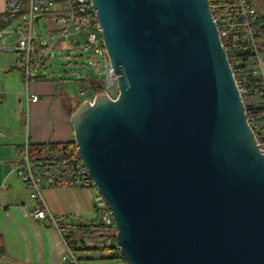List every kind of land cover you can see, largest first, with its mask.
I'll return each instance as SVG.
<instances>
[{
	"label": "water",
	"instance_id": "obj_1",
	"mask_svg": "<svg viewBox=\"0 0 264 264\" xmlns=\"http://www.w3.org/2000/svg\"><path fill=\"white\" fill-rule=\"evenodd\" d=\"M115 74L71 114L127 264H264V150L209 0H92Z\"/></svg>",
	"mask_w": 264,
	"mask_h": 264
},
{
	"label": "built area",
	"instance_id": "obj_2",
	"mask_svg": "<svg viewBox=\"0 0 264 264\" xmlns=\"http://www.w3.org/2000/svg\"><path fill=\"white\" fill-rule=\"evenodd\" d=\"M209 3L222 45L243 97L250 91L247 86L249 75L264 79V40L261 37L257 11L251 0H209ZM5 15L13 18L10 24L20 19L25 22L20 35L14 41H5L6 33L0 29V50L18 55L27 84L28 101L39 100L38 95L29 94L28 85L34 80L46 79L45 72L40 73L38 66L46 65L64 46L87 53L92 59L102 56L106 86L116 85L118 75L115 74L107 56L102 39V27L92 0H6ZM42 17L49 19L51 24L45 37L35 31V26ZM246 59L250 66H243ZM81 94H84V91H81ZM250 119L254 120L252 115ZM252 128L254 132L260 130L256 122ZM68 152L71 156L67 158L55 156L33 159L30 142L27 140L21 151L22 158L17 170L36 202L33 213L35 218L48 220L59 230L60 224L43 198L44 186L95 187L88 169L79 156L76 144L71 145ZM24 212L26 213L25 209ZM99 214L104 236L102 247L111 248L116 238L111 211L105 206ZM61 236L66 248L62 263L81 264L62 232ZM0 264L10 263L0 255Z\"/></svg>",
	"mask_w": 264,
	"mask_h": 264
},
{
	"label": "crops",
	"instance_id": "obj_3",
	"mask_svg": "<svg viewBox=\"0 0 264 264\" xmlns=\"http://www.w3.org/2000/svg\"><path fill=\"white\" fill-rule=\"evenodd\" d=\"M5 3L0 0V22L6 20ZM10 56L0 50V237L4 257L10 264H63L62 226L77 230L81 225L100 224L94 219V195L80 186H44L43 198L59 230L48 220L35 218L36 202L17 170L27 140L37 145L74 141L70 111L77 102L67 103L60 84L47 75L28 85L29 94L39 96L37 102L28 101L23 71Z\"/></svg>",
	"mask_w": 264,
	"mask_h": 264
},
{
	"label": "rangeland",
	"instance_id": "obj_4",
	"mask_svg": "<svg viewBox=\"0 0 264 264\" xmlns=\"http://www.w3.org/2000/svg\"><path fill=\"white\" fill-rule=\"evenodd\" d=\"M251 2L257 11V15L264 16V0H251ZM24 24V20L20 19L2 29L6 33L5 40H16L18 35H20ZM50 28V20L42 17L39 20V23L35 26V31L41 36L45 37ZM10 57L13 58L18 66H21L18 55L11 54ZM94 63H97V65H94ZM42 68H44V70H42ZM104 70V58L102 56H98V58L92 59L87 53L74 48H70L69 46H64L63 49L57 52L55 56L43 67L38 66V71H40V73L45 72V75H47L52 81L56 80L60 84L63 90V92H61L62 96L65 101H67V103L69 101L79 103L92 99L95 93V85L104 86L112 97H116L118 93L117 86H106V77L103 74ZM81 91H84V94H81ZM21 129L22 131H25L26 128L24 124L22 125ZM87 189L91 190L94 195V219L97 223H101L99 213L101 209L105 208L106 204L100 196L96 187ZM94 203L97 204L98 207H95ZM102 240H104V237L102 238ZM113 244H116L115 239L113 240ZM80 253H82L80 255L84 258H92V260L82 259L81 264L126 263L124 259L119 257L110 258L109 256L114 254L112 250L102 251L100 249H97Z\"/></svg>",
	"mask_w": 264,
	"mask_h": 264
},
{
	"label": "trees",
	"instance_id": "obj_5",
	"mask_svg": "<svg viewBox=\"0 0 264 264\" xmlns=\"http://www.w3.org/2000/svg\"><path fill=\"white\" fill-rule=\"evenodd\" d=\"M259 19V28L261 32V37L264 40V16L257 15ZM13 18L11 16H6V20L0 22V29H4L7 25L12 22ZM243 66H250V63L246 60ZM250 91L248 94L243 96V100L247 110V116L253 126L254 123L259 125L260 130L255 131V135L257 136L263 150H264V79L262 77L256 78L254 76L249 75L248 77V85ZM105 88L102 85H95L94 90L99 91ZM81 102L76 103V107L70 111L71 114L79 107ZM250 115L253 116L254 120L250 119ZM75 142H69L67 144H49V145H37L30 144V153L33 159H44L47 157H69L71 154L68 152V149L71 145H74ZM97 207V206H96ZM61 228V227H60ZM103 226L102 224H90V225H81L77 230L72 228H66L62 226V233L64 239L68 243L71 250L76 253L79 260L84 259L80 252L92 251L100 249L102 251H113L111 257L114 258H122L119 250L116 248V245H113L111 248H103L102 244L104 240H102L103 236ZM116 241V238H115ZM4 241L0 237V255L4 256ZM123 259V258H122Z\"/></svg>",
	"mask_w": 264,
	"mask_h": 264
}]
</instances>
